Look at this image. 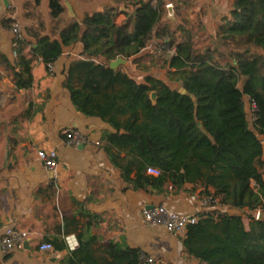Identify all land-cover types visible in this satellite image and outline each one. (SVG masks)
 <instances>
[{
  "label": "trees",
  "instance_id": "1",
  "mask_svg": "<svg viewBox=\"0 0 264 264\" xmlns=\"http://www.w3.org/2000/svg\"><path fill=\"white\" fill-rule=\"evenodd\" d=\"M49 8L54 17L62 13L60 0H50ZM115 17L116 9L108 7L73 20L59 30L60 42L36 34L33 55L18 56L16 89L31 86L37 57L52 65L63 47L81 44L84 59L70 65L64 88L78 112L112 127L104 134V150L129 188L157 195L166 187L200 189L211 198L205 207L211 210L186 227L185 253L199 264H264V222L254 218L264 209V0H233L203 50L193 47L185 21H164L162 0L135 1L120 24ZM152 41L174 88L149 72L138 83L108 67L119 57L139 55ZM150 168L159 174H148ZM76 239L69 264H147L139 250L113 242L95 255L88 226ZM50 244L58 252L65 249Z\"/></svg>",
  "mask_w": 264,
  "mask_h": 264
},
{
  "label": "crops",
  "instance_id": "2",
  "mask_svg": "<svg viewBox=\"0 0 264 264\" xmlns=\"http://www.w3.org/2000/svg\"><path fill=\"white\" fill-rule=\"evenodd\" d=\"M49 1L14 0L0 19V237L12 226L26 231L29 242L28 249L7 254L0 250V264H69L70 253L78 246L76 235L86 226L89 234L96 238L92 244L95 255H100L96 251L113 242L139 250L142 259H152L151 264H199L185 253L184 235H170L163 227L147 225L142 210L162 205L181 215H197L211 210L200 207L201 190L175 192L166 187L157 195L129 188L104 150V134L113 132L112 127L98 117H86L78 112L64 88L70 65L84 59L81 44L63 47L50 73L37 57L32 65L31 86L15 87L18 56L28 59L33 55L31 47L36 48V34L60 42V29L108 7L116 9L115 23L120 24L132 14L135 1L145 0H68L73 17L68 15L64 0H60L62 13L59 17L52 16ZM162 2L164 21L187 23L186 13L193 14L196 18L190 22L203 21L205 31L212 36L233 0ZM168 7L172 10L171 18H168ZM14 20L21 32L20 44L16 47L19 51L12 47L10 26ZM214 20L213 30L208 23ZM171 31H175L173 27ZM175 34L178 36L179 32ZM152 44L156 46L157 42L152 41L139 55L127 59V64L118 68L143 83L149 69L141 68V57ZM155 78L175 87L164 77ZM64 131L79 133L84 143L77 147L65 145ZM262 147L264 154V141ZM38 150L57 153L53 177L36 158ZM67 237L76 243L75 248H70ZM44 242L63 244L65 249L41 252L37 246Z\"/></svg>",
  "mask_w": 264,
  "mask_h": 264
},
{
  "label": "built area",
  "instance_id": "3",
  "mask_svg": "<svg viewBox=\"0 0 264 264\" xmlns=\"http://www.w3.org/2000/svg\"><path fill=\"white\" fill-rule=\"evenodd\" d=\"M9 8V3L14 0H7ZM13 20V19H12ZM10 31L12 34V47L16 48L18 41L21 40L20 26L15 20L11 22ZM15 55V52H13ZM52 70V65L47 66V71L50 73ZM65 145L77 147L84 143V138L74 131H64ZM36 158L42 163L43 167L48 171H56L57 168V153L54 150H38L36 152ZM147 173L153 176H157L159 172L155 169H147ZM169 189H171L169 187ZM211 201L209 197H203L200 201V207H206L208 202ZM215 202L216 200H212ZM258 209L254 218L256 219ZM142 215L144 221L150 226H160L165 229L170 235H183L185 229L189 225H194L198 222V217L195 214L181 215L173 211L168 210L162 205L147 206L142 210ZM28 240V233L23 230L16 229L12 226L7 227L2 236L0 237V250L2 253L7 254L13 250L22 249L25 241ZM67 243L70 248H75L76 243L71 240V237L66 238ZM38 250L41 252L52 251L53 247L50 243H41L37 246ZM144 261L147 264L152 263V259L146 258Z\"/></svg>",
  "mask_w": 264,
  "mask_h": 264
},
{
  "label": "rangeland",
  "instance_id": "4",
  "mask_svg": "<svg viewBox=\"0 0 264 264\" xmlns=\"http://www.w3.org/2000/svg\"><path fill=\"white\" fill-rule=\"evenodd\" d=\"M13 2V1H12ZM189 15V16H187ZM196 17L190 15L189 13H186V20H189L187 23L190 25V29L192 31V44L195 49H205L210 44V37L208 36V32L205 31L204 25L205 23L202 21L200 23L196 20H193L190 22L191 19H194ZM182 22V21H181ZM216 25V20L208 23V26L211 27V29L214 30V26ZM210 30V29H209ZM154 52V53H153ZM163 56L161 54L160 49H158L155 45L152 44V46L149 48V51L147 54H144L141 57V68L144 70L149 69V72H151L152 76L154 77H164L166 81L167 79V70L165 68H160V65L162 64ZM224 61L221 60V63ZM143 71V70H142ZM246 113H247V120L250 123V128L252 129L251 123H252V107L247 102L246 103Z\"/></svg>",
  "mask_w": 264,
  "mask_h": 264
},
{
  "label": "water",
  "instance_id": "5",
  "mask_svg": "<svg viewBox=\"0 0 264 264\" xmlns=\"http://www.w3.org/2000/svg\"><path fill=\"white\" fill-rule=\"evenodd\" d=\"M7 5H8V1L7 0H0V19H1V16H2L3 12H4V9L7 7ZM64 6L67 9L68 15L73 17L72 8H71L68 0H64ZM171 14H172V10H171V8H169L168 9V18H171ZM126 64H127V60L119 57V58H117L114 61H110L108 66H109L110 69L116 70L118 67L125 66ZM178 92L180 94H182V95H184L186 93V91L183 88L178 89ZM155 98H156L155 93L154 92L150 93V100L152 101V104H155ZM49 175H50V177H53L54 172L50 171ZM256 220L260 221V222H264V210H260L257 213ZM23 248L24 249H28L29 248V242L28 241L24 242Z\"/></svg>",
  "mask_w": 264,
  "mask_h": 264
}]
</instances>
